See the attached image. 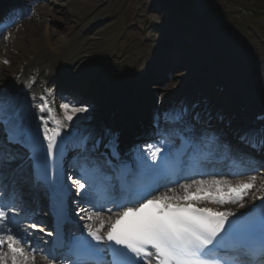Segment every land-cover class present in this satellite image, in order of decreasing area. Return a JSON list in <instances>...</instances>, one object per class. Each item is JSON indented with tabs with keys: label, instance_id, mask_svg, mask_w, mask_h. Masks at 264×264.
I'll return each instance as SVG.
<instances>
[{
	"label": "snow or ice",
	"instance_id": "1",
	"mask_svg": "<svg viewBox=\"0 0 264 264\" xmlns=\"http://www.w3.org/2000/svg\"><path fill=\"white\" fill-rule=\"evenodd\" d=\"M61 107L64 109V119L67 121L73 120L72 114L88 111L86 106H70L69 103H64ZM39 110L53 113V109L44 106ZM3 111V98L0 97V122L3 121ZM54 123L56 127L52 129H49L47 124L44 125L48 154L57 148L56 138L61 134L60 128L65 126L59 118L54 117ZM18 136V131L15 137L9 135V142L23 144ZM167 159V156L163 157L161 165L157 166L145 162L144 167L150 174L163 177L165 174L163 165ZM81 179L84 180L83 183ZM81 179L73 181L78 189L83 190L85 184L91 187L90 178ZM252 181L235 187L228 185V191L225 192L224 186L218 180H200L196 182L199 186L195 192L190 191L191 184L182 185L185 193L183 196L176 194L157 196L155 190L150 188L129 190L128 196L117 203L118 218L106 235L107 241L112 242L107 246L111 255L106 264H151L149 257L156 260L157 264H233L220 253L230 246V242L250 235L252 226L229 221L228 217L236 216L234 212L214 211L211 208L196 206L192 202L207 199L211 203L223 205L243 201V193L254 187L255 177ZM213 187L216 189L215 193L211 191ZM85 195L87 196V193ZM260 199L264 201V197ZM13 210L14 206L0 201V231L6 233V239L0 236V264H35L34 256L28 254L32 249L28 248L26 253L24 247L17 246L27 245L23 237L13 230L12 226L15 222ZM256 211L257 209L253 208L246 215ZM259 212V227L262 246H264V206L260 207ZM88 219L91 220L92 217L89 216ZM102 230L103 223L96 231H93L89 225L88 235L93 240L101 242L104 238L98 232ZM5 242H7V251H3ZM81 248L83 264H88V260L93 257L99 258L100 253L104 251L87 241L82 243Z\"/></svg>",
	"mask_w": 264,
	"mask_h": 264
},
{
	"label": "bare ground",
	"instance_id": "2",
	"mask_svg": "<svg viewBox=\"0 0 264 264\" xmlns=\"http://www.w3.org/2000/svg\"><path fill=\"white\" fill-rule=\"evenodd\" d=\"M61 1V0H59ZM65 1L63 3V7L67 9V11L61 10V9H53L48 10L47 13L55 14L57 11V14H60L58 18H61L63 14H66L67 16L69 15L70 17L76 16L75 14H79L77 16V22L78 23H84L82 28H75V25H71V30L74 29V31H70L67 34L61 36L59 33L60 31L58 30H48L46 28L45 32L43 30V26L41 25L38 29L33 27L28 33L26 32L21 41L22 45L20 47H13L14 53L12 54L8 48L5 46V44L0 45V59L8 61L7 68L1 67L0 66V80H4L3 88L0 89V97L3 98V105L4 107H8L9 109H15L17 111V115L15 118L19 120L18 124L22 126V131L28 133V130L26 128V122H34V123H39L41 121L45 122L48 127L56 126L54 123V117L59 118L60 120L64 121V116L59 114L56 111V108H58L59 101L60 103H65V98H61L58 95L53 94L52 92L49 91L51 87L56 85L57 83H62L64 79L67 77V75L73 70V68H77L78 66L81 65V62L75 64L73 68H71L67 73H64V71H61V66H59L62 62V57H75L77 55V50L80 48L81 43L83 42V37L82 34L84 33L86 27H89L91 22H85L91 15H93V24L101 22V20H98L100 17L98 15H95L89 11H86L83 6H77L76 9L72 7L74 3L79 2V0H62ZM59 5V4H58ZM76 6V5H74ZM83 10V11H82ZM82 11V12H81ZM38 12V10H37ZM42 11H39L41 15ZM81 12V13H80ZM46 13V14H47ZM82 16H86V20L81 19ZM65 18V17H62ZM56 33H58L56 37ZM29 34L33 35V38H29ZM28 37V39H27ZM41 37V38H40ZM40 39L45 40V45H40L39 41ZM165 39L166 37L160 39L161 41L155 45H149L146 44L145 48L146 49H152V48H161L162 46H165L168 42L165 44ZM169 40H173L172 34L168 37ZM163 40V41H162ZM175 40V38H174ZM199 40L197 41V44H191L190 42H187L186 45L189 46L186 51H182L179 48H181V44H177V48H175L174 51H171L172 53L170 54L169 52L166 53L163 57L166 58H177L180 60V64L176 65V68H180L182 71L180 75H185L186 78L188 77V80H194L198 79L199 80V75L200 73H196L198 67H208L211 65L209 63V58L206 54V51L211 49V43L208 41H202ZM163 42V43H162ZM185 46V44H184ZM182 45V47H184ZM183 49V48H181ZM35 52L36 55L33 54ZM184 52V53H183ZM1 63V62H0ZM20 66H24L23 70L20 69ZM60 70V71H59ZM195 72H194V71ZM4 73V74H3ZM186 73V74H185ZM3 74V75H1ZM129 75H126L123 77V79L116 81L114 84V89L110 92H106L102 94V97L106 100V104H98L96 106V109H93L90 111V116L95 115L97 118H99L101 123L102 121H106L105 127H112L116 126L117 122L110 123L108 120H110L113 111L115 110L116 113L118 110L120 111L122 109L123 112H125V109L122 107L124 106L125 103L128 101H133V99L136 96H141L143 95V92L138 88V86L135 85L136 79L133 81L134 76L128 73ZM193 76V77H192ZM175 77V76H173ZM172 77V78H173ZM177 77V75H176ZM235 80H231L229 82V85L226 86V89L223 93L222 96V103H226V107L232 108L237 105H239V102L246 101L248 102V94L244 93L243 87L244 83L246 84H253L252 82H249L248 80H244L241 75H238V78L234 77ZM182 81V80H181ZM257 82H260L262 85L259 87H254L252 86L251 88L254 90H257V99L258 103L256 104L255 108H249L254 113H257V108H259V113L264 112V93H262L261 90H264V76L263 78H260L257 80ZM90 85L87 88H92V86H96V84L89 83ZM236 85V88L234 86ZM61 88V87H60ZM206 93H209V90H205ZM243 91V92H242ZM100 93L98 94V96ZM192 99L194 102H198L199 97L195 94H191ZM95 97V95H93ZM188 97L187 91L183 95V99L181 102L185 101ZM255 97L253 96L252 99ZM15 100H19L18 103L20 105H17L14 108H11L7 105V103L10 102H15ZM216 103L217 100H215ZM119 104V105H118ZM41 106H44L47 108L53 109V113H48L47 111L41 112L39 108ZM120 107V108H119ZM119 108V109H118ZM228 111V110H227ZM216 112H221V113H226V109L223 108L222 106L217 107L216 110L213 112V115ZM199 121L203 122L204 125H211L212 123L208 121V119H205V114L204 112L199 113ZM131 113L128 115L129 120H127L128 123L134 124L133 118L131 117ZM58 116V117H57ZM230 116L233 119V126L234 128L237 129L238 127H241L239 125V120L236 116V114H230ZM30 117L32 120H30ZM246 122L247 121H254V117L250 118V116H246ZM243 124V122H242ZM219 129H222L220 125ZM225 126V125H224ZM232 126V128H233ZM191 127L195 130L196 126L194 124H191ZM62 130L65 131H72L68 126H63L61 127ZM199 129V128H198ZM34 132H37V129H33ZM42 132V130H39ZM131 131V130H130ZM228 131V130H226ZM229 132V133H228ZM225 134V131L222 132L223 137L225 139V142L228 144H236L238 143V138L239 136L232 135L233 133H230L228 131ZM235 132V130H234ZM131 133H133L131 131ZM222 142H219L217 140L216 146H220ZM239 146H241L238 143ZM250 152V151H249ZM252 154V163L253 160L257 161L260 165H263L264 161V155L258 157V159L254 158V154ZM257 163V164H258ZM12 164V163H11ZM247 166H252V169H254L253 165H247ZM255 177L254 181V187L249 189L251 191V194L248 198V200H244L243 207H241V201L237 203H231L230 206L224 207V208H219L216 206H206L208 208L213 209L214 211H224V212H234L237 215L243 214V212H248L254 207L259 206L263 201L260 199L261 197H264V172H262L261 176H252L248 179H218V178H211L208 180L204 181H213V180H218L221 182V185L224 186V191H228L227 186H233L235 187L238 183L245 181L247 183L253 182L252 178ZM199 185H192L190 191L196 190V188ZM214 190H216L213 187ZM17 194V192H15ZM163 194H167L169 196H172L174 194L183 196L184 189L183 187H180V189L177 191H166ZM38 199L40 198L39 193ZM181 203H184V201H181ZM242 212L237 214V212ZM93 220L98 221L100 223H106L108 222V219L112 220L113 215L109 214V216H101L99 218L92 217ZM91 220V221H93ZM101 225V224H99ZM39 226H44L43 228H46L48 226L47 222H41V225ZM38 231V229H37ZM5 246V244H4ZM45 253H41L40 255H33L35 258V264H54L53 261L48 260L45 258Z\"/></svg>",
	"mask_w": 264,
	"mask_h": 264
},
{
	"label": "rangeland",
	"instance_id": "3",
	"mask_svg": "<svg viewBox=\"0 0 264 264\" xmlns=\"http://www.w3.org/2000/svg\"><path fill=\"white\" fill-rule=\"evenodd\" d=\"M63 3H65V1L62 0H44L39 3L34 7L33 12L29 13L18 24L13 25L8 32L2 35L0 38V45L5 44L8 48L7 50L15 54L13 47H20L22 45L21 39L23 35L26 32L28 33L33 27L38 29L42 25V33L43 31L45 32L46 28H48L49 31L58 30L61 36L70 31H74V29L82 28L80 27L82 22L78 23L76 19L79 14H75L76 16L73 17L63 14L62 17L65 18H58L60 14H57V11H53L56 13L51 15L47 13L48 10H52V8L55 10L65 9V11H67V9L62 6ZM74 5H72L74 9L79 5L83 6L89 13L93 12L94 16L99 14L98 16L100 18L98 20H101V22L93 24V17L87 20L85 19L86 16L81 17V19L86 20L85 22L91 23L82 34L84 40L75 56V58H79L81 65L75 69L74 73H71L66 80L71 78L73 82H78L80 81L76 78L78 75L82 77L93 73L101 77L105 89L109 91L111 85L115 82V78L121 77V79H123L130 70L131 74H136L134 78L137 77V84L142 85L144 82H147V91L156 98L158 114L177 105L182 93L192 85V80L189 81L188 77L186 78L185 75H180L181 72H184L181 69L175 72V77L166 79L160 83L158 82L159 77H164V75L161 74L158 69H149V78L144 79L142 70L145 64H147L148 58H142L144 57L143 46L145 44L157 42L162 35H165L168 39L170 33H174L173 36H177L176 38L180 42L183 41V39L186 40V43L187 41H191L194 44H197L199 40L203 41V37L206 36V21L201 16L202 9L199 4H197L195 8H187V11L194 15L195 20L189 19L186 12L184 16H177V12L175 14V10H178L179 7L177 3H175L172 8L163 7L162 9L157 8L154 11L153 9L156 5L155 0H79V2L74 3ZM37 10L38 12L42 11L41 13H43V15L38 13ZM162 10L165 16L161 13ZM166 13L168 16H166ZM182 19H184L185 22L187 21V30H183V32L179 24H177ZM155 22L162 27H154L153 23ZM71 25H75V28L72 30ZM189 30H192V32L190 33ZM57 35L58 33H56V37ZM29 38H33V35L29 34ZM247 41L253 49L256 48L258 50L257 53L259 55L257 56L261 64L260 67L263 66V68L258 71L259 73L264 69L263 40L259 35H254ZM39 44L45 45V40L40 39ZM170 46L174 47V45L171 44L167 47ZM226 49V47H223L218 50L216 64L219 65L221 63V65H225L226 68L230 69L232 67L235 73L237 70H240V67L234 65V59H232V61L229 60L230 56ZM33 54L36 55L35 52H33ZM61 59L62 62L59 66H63L68 60H71V57H62ZM0 62L1 67L7 68L8 61H2L0 59ZM20 69L22 70L21 66ZM159 69H161V71L163 70L162 67ZM253 70V64L249 63L247 67H245V71L243 70V74H254ZM262 73L263 72L260 74ZM201 74L207 83L197 84L196 82L195 85L199 86L202 92L205 88L206 90H210V94L214 96V85L223 82V78L220 75L221 73L211 66L210 68L202 70ZM193 79L196 80L195 78ZM151 81H154V83ZM2 82L3 81L0 80V87H2ZM74 85L75 84L71 85V87ZM150 88L154 90L152 91ZM71 90L79 93L74 87H72ZM79 116L81 119L80 121H84L89 116V113L88 111L83 112L80 113ZM92 121L94 122L93 117L90 116L88 123H92ZM248 195L246 196L247 198Z\"/></svg>",
	"mask_w": 264,
	"mask_h": 264
}]
</instances>
